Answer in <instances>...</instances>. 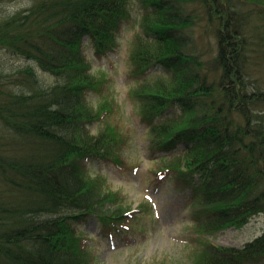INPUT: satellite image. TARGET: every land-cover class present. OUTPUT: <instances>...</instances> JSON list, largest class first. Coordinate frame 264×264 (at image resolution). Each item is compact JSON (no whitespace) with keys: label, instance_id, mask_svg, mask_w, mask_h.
<instances>
[{"label":"trees","instance_id":"trees-1","mask_svg":"<svg viewBox=\"0 0 264 264\" xmlns=\"http://www.w3.org/2000/svg\"><path fill=\"white\" fill-rule=\"evenodd\" d=\"M29 1L0 4V51L22 60L0 61V264H94L79 225L94 217L96 240L112 243L135 211L84 169L90 159L127 167L111 156L117 126L91 132L118 109L106 75H91L84 39L107 56L134 0ZM135 3L129 99L156 172L190 191L195 235L263 219L244 246L207 243L192 264H264V0ZM90 90L104 95L97 112Z\"/></svg>","mask_w":264,"mask_h":264},{"label":"rangeland","instance_id":"rangeland-1","mask_svg":"<svg viewBox=\"0 0 264 264\" xmlns=\"http://www.w3.org/2000/svg\"><path fill=\"white\" fill-rule=\"evenodd\" d=\"M134 1L131 19L121 26L116 46L107 56L97 57L93 43H89L87 37L83 46L93 65L91 75H106V85L116 101L115 109H118L104 120L102 117L92 122L91 132L99 133L106 131V127L117 126L118 130L113 128V131L119 140L120 150L111 156L127 163L125 169H120L112 162L90 159L85 161L84 169L89 177L103 179L101 182L109 195L117 193L122 203H128L135 211L134 218L126 222L129 228L124 229V233L116 230L119 234L112 245L107 238L96 240L100 237V230L94 217L80 224L79 228L85 231L86 240L94 246V264H192L198 257L197 250L203 249L207 243L238 248L244 246L262 233L263 219L256 217L243 228H230L211 236L195 235L193 227L196 220L190 191L175 188L173 178L166 173L156 172L160 165L151 159L152 141L146 136L145 125L129 99L130 90L136 86L131 74L130 54L134 36L139 31V8ZM0 4L13 12L28 7L30 1L0 0ZM0 61L7 66L22 64L21 58L2 51ZM42 77L46 81L54 80L49 75L43 74ZM88 99L97 112L104 102V95L90 90ZM113 205L111 203L107 207ZM141 208L144 214L139 211Z\"/></svg>","mask_w":264,"mask_h":264}]
</instances>
